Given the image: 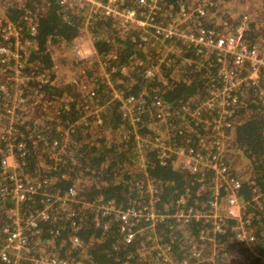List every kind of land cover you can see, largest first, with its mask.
Here are the masks:
<instances>
[{
	"label": "trees",
	"instance_id": "obj_1",
	"mask_svg": "<svg viewBox=\"0 0 264 264\" xmlns=\"http://www.w3.org/2000/svg\"><path fill=\"white\" fill-rule=\"evenodd\" d=\"M13 1L2 0L5 19L0 25V45L14 49L16 41L6 39L9 23L21 29L22 43L29 40L31 45L21 53L24 68L18 73L12 59L6 61L4 71L0 67V85H6L10 99L8 107L0 103V149L10 126L7 112L16 104L17 133L12 141L26 146L21 160L24 177L37 184L46 180L45 190L51 194L75 187L81 205L88 206L85 210L83 206L71 207L73 218L65 209L55 207L51 219L40 225L39 236H31L33 250L82 264H168L157 256L153 239L158 237L160 243L171 249L173 263L169 264H182L188 259L192 264H264L262 258H255L237 243L235 220L228 221L225 233H215L214 222L183 225L171 219L157 227L156 236L142 233L131 244H126L113 217H101L107 230L94 222L97 213L93 209L100 199L122 208H139L149 203L152 188L156 191L158 210L168 209L173 214L209 208L214 193L209 189L211 174L184 171L177 156L170 153L168 158H160V153L164 148L187 143L202 152L210 141L184 110H195L220 86L214 57L204 60L180 40L168 44L172 51L152 34L143 41L139 30L125 31L115 21L100 16L89 18L88 7L76 0ZM253 1L258 10L251 9V25L245 39L251 46L264 45V3L262 10L258 2L262 0H163L155 23H165L170 11L180 4L185 3L188 8L203 5L205 15L188 19L186 30L198 37L201 31L226 34V30L235 27L233 33ZM134 2L127 0L128 7ZM231 14L238 15V20ZM86 24L95 38L98 59L90 61L91 65L69 82L61 78L66 72L56 69L52 47L72 42L86 29ZM31 28L36 29L35 36H31ZM169 60L168 67L165 62ZM153 66L161 67L160 76L146 77V70ZM107 76L117 84L116 90L123 98L143 99L139 121L132 123L124 117L121 102L112 100ZM41 77L46 83L39 81ZM157 100L172 112V118L163 126L151 116ZM260 103L263 104L254 90L243 91L225 154L228 164L231 159L240 160L243 171L236 172L246 202L252 200L254 190L264 193V107ZM95 112L101 124L97 123ZM182 128L186 129L181 133ZM196 130L206 138L194 136ZM155 132H166L167 138L155 136ZM54 142L65 146V151L63 147L55 148ZM1 158L0 155V163ZM7 187L10 188V182L0 172V249L5 240L4 230L11 223L9 212L17 207L9 195L3 194ZM44 198L39 194L31 196L22 205L24 214L41 208ZM250 211L257 236L254 246L258 245L264 256V216L253 208ZM202 234L208 240L203 241ZM74 236L83 241L82 249L73 247ZM214 238L216 242L209 241ZM196 254H201L200 260Z\"/></svg>",
	"mask_w": 264,
	"mask_h": 264
},
{
	"label": "built area",
	"instance_id": "obj_2",
	"mask_svg": "<svg viewBox=\"0 0 264 264\" xmlns=\"http://www.w3.org/2000/svg\"><path fill=\"white\" fill-rule=\"evenodd\" d=\"M66 1L63 0V3ZM76 1L88 7L89 18L100 16L115 21L125 31L129 29L139 30L143 33L141 36L143 41H147L146 35L152 34L160 44H164L163 46H167L168 50L171 51L173 47H169L168 44L174 40H180L190 48L193 47L204 60L214 57V61L219 67L217 78L220 86L212 90V97L204 101L195 110L190 107L184 110L189 119L203 128L210 141L203 146L202 152H198L190 143H187L176 148H164L160 153V158H168L170 153L177 156L184 171L193 174L202 172H204L203 175L211 174L209 189L213 190L214 193L209 201V208L181 210L173 214L168 209L158 210L155 207L156 191L152 188V197L149 203L139 208H122L100 199L93 209L95 214L97 213L94 217L95 225L107 230L108 225H104L101 217L104 219L113 217V220L120 226V232L124 236L126 244H131L142 233L150 232L156 236L157 227L171 219L183 225L201 221L212 224L214 222L216 224L215 233H225L228 221L235 220L238 223L234 228L237 243L245 251L249 250L255 258H262L264 262V256L261 255L258 245L254 246L257 244V236L253 227V214H249L253 208L264 216V193L254 190L252 200L246 202L242 193L243 184L238 177V172L232 163L228 164L225 160L231 139L230 131L234 125L232 120L243 91L245 89L254 90L258 100L263 103L260 104L264 107V45L251 46L246 42L245 37L251 25L250 15H243L239 25L230 35L205 30L199 32L197 37L194 32L186 30V26L188 19L195 15L200 17L205 15L203 5L188 8L187 4H180L176 9L170 11L165 23H155L156 16L162 12L163 0H135L132 7H128L127 0ZM20 30L13 23L8 24L6 39H13L16 43L14 49L0 45V67L3 68V71L6 61L11 59L16 61V73L19 72V69L24 68L21 53L30 47L31 43L29 40L22 43L23 33ZM36 33V29L31 28V36H35ZM70 46L75 47L81 60H86L85 55H81V50H78L75 44H66V47ZM171 60L165 62V65L169 67ZM145 73L148 78L158 77L161 73V67H150ZM106 79L108 87L112 90V100L116 99L121 102L124 117L130 119L132 123L139 121L138 114L145 104L143 99L123 98L122 94L116 90L117 84H114L109 76ZM39 81L46 83L43 77L39 78ZM8 93L6 85H0V103H5L6 107L10 101ZM16 108L17 105L15 104L14 109H9L7 112L10 116V126L7 129V134H5L7 136L5 145L0 149L2 157L0 172L10 182V188L7 187L2 192L4 195H9L17 204V207L9 212L11 223L4 230L5 240L0 249V262L3 264H21L24 262L30 264H82V262L51 257V255H41L39 252H35L38 250H33L34 245L31 243V236L35 238L39 236L41 233L40 225L51 219V212L55 207L67 209V212L70 213L71 207L77 208L83 205H81L80 196L75 187L62 193L51 194L45 190L47 188L45 186L48 184L46 180L37 184V182L33 183L24 177L21 160L25 155L26 146L24 143L14 144L12 141L14 134L17 133L14 125ZM153 109L151 116L156 121L162 122L163 125L172 118L170 107L161 100L154 103ZM96 118L97 123L101 124L102 120L97 115ZM184 129L186 128H182L180 132L182 133ZM137 139L138 141L141 140L139 136ZM53 146L57 149L63 147L62 150L65 151V146H60L57 142H54ZM203 152L206 153L203 154ZM56 156V160H61ZM38 194L45 196L43 206L25 215L23 203L28 201L31 196ZM82 208L85 210L88 206ZM70 216L73 218L75 214L70 213ZM201 239L203 241L208 240L204 234L201 235ZM153 240L156 242L155 250L158 258L164 263H173L171 249L166 244L160 243L161 240L158 237ZM209 241L216 242L215 238ZM72 245L80 250L83 248V241L74 236ZM144 253L146 250H143ZM195 257L200 260L201 254H196ZM201 261L206 260L202 258ZM182 264L192 263L188 259L184 260Z\"/></svg>",
	"mask_w": 264,
	"mask_h": 264
},
{
	"label": "rangeland",
	"instance_id": "obj_3",
	"mask_svg": "<svg viewBox=\"0 0 264 264\" xmlns=\"http://www.w3.org/2000/svg\"><path fill=\"white\" fill-rule=\"evenodd\" d=\"M4 1H7V0H4ZM193 1L197 2L199 0H193ZM258 2L260 3L261 8L263 10V3H264L263 0L262 1H258ZM253 3H254V1L248 5V8H250V9L245 14L249 15L251 13V9L253 11L254 10H258L257 8L254 7ZM236 5L241 7V5H239V4H236ZM2 6H3L2 5V0H0V8ZM233 9H236V6ZM4 15H5L4 12L0 10V25H2L3 22H4L3 21L5 19ZM231 15L235 19L238 18V15H234V14H231ZM228 23L231 26L230 20H228ZM234 28H229L228 30H226L225 33L228 34V35L231 34L232 33V29H234ZM259 35H261V34H259ZM73 44H75L78 47V50H81V55H84V50H83L84 48L82 49V47L83 46L87 47L88 44H86V42L84 40H82V39H81V41H79V44H77V43H73ZM60 47H62L66 52L67 51H71V52H67L65 54V56H63V54H61L59 52V48ZM166 49H168V48H166ZM52 54H53V56L55 58V62L54 63H55L56 69H59L60 71L66 72V73L61 74V78H64L66 81L71 82L72 79H74V78L76 79V77L78 75V72L81 73L83 70H85L88 67V64L85 63L84 60H81L79 58L74 46L66 47V46L63 45V46H58V48H54V49L52 47ZM72 62H73V64H71ZM67 73H69V74H67ZM162 76H163V73H162ZM157 123L160 124L159 126H163L162 122H157ZM0 126H1V123H0ZM149 130H151V128ZM154 135L155 136H162V138L163 137L167 138V136H165V135H167L166 132H155ZM194 136H196L198 138H206V136L201 135L197 130H196V133L194 134ZM231 160H232L231 163H232L233 167L235 168V170L238 171L239 173H241L243 171V168H241L242 165L239 164L240 160L235 159V158L231 159ZM66 211H67V209H65V212ZM69 211H71V209H69ZM23 261H25V260H23Z\"/></svg>",
	"mask_w": 264,
	"mask_h": 264
},
{
	"label": "crops",
	"instance_id": "obj_4",
	"mask_svg": "<svg viewBox=\"0 0 264 264\" xmlns=\"http://www.w3.org/2000/svg\"><path fill=\"white\" fill-rule=\"evenodd\" d=\"M12 2H15V1H12ZM0 10L3 11V7H1ZM85 27H86V29H84L83 31H81V33L79 34V36L77 38H75L70 43L71 44L72 43L79 44V41H81V39H82V40H84L86 42V44H88L87 47H84L83 46L82 49L84 48L83 49L84 50V55L86 57V60H84V62L87 63L88 65H91V62L90 61H93L95 58L98 59V56L96 54V48H95V43H94L95 42V38H94L92 32L88 30V28H87L86 25H85ZM61 46H63V45H61ZM59 52L61 54H63V56H65V54L67 52H71V51H67L66 52L62 47H60L59 48ZM71 64H73V62Z\"/></svg>",
	"mask_w": 264,
	"mask_h": 264
}]
</instances>
